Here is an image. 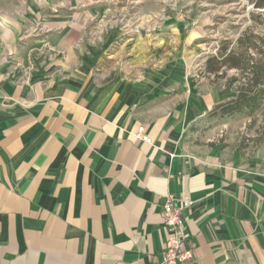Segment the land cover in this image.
<instances>
[{"label": "crops", "instance_id": "crops-1", "mask_svg": "<svg viewBox=\"0 0 264 264\" xmlns=\"http://www.w3.org/2000/svg\"><path fill=\"white\" fill-rule=\"evenodd\" d=\"M117 1L0 0V264H160L168 196L191 264H264V146L214 134L237 88L169 41L204 27L128 33Z\"/></svg>", "mask_w": 264, "mask_h": 264}, {"label": "rangeland", "instance_id": "rangeland-1", "mask_svg": "<svg viewBox=\"0 0 264 264\" xmlns=\"http://www.w3.org/2000/svg\"><path fill=\"white\" fill-rule=\"evenodd\" d=\"M117 2L123 3L121 9L117 4L119 9L113 10L107 21L116 22L117 28L125 32L127 30L128 33H133L141 23L146 32H159L163 27L162 20L167 17L185 24L189 27V31L196 25L204 27V34L196 43L192 44L191 40L187 39L189 46L183 40L184 34L176 42L173 38H169L170 44H174L171 46L176 56L175 60L183 58L187 60L189 75L196 82L200 79L214 78V81L228 85L234 77L242 79L245 74L242 70L224 67L218 75L209 73L207 61L216 56L219 48L226 43H230V49L239 53L237 42L241 37L246 40H253L255 37L264 39V9L254 7L255 2L264 3V0H149L147 3L118 0ZM251 54L255 63L264 62V46L261 52L252 50ZM213 128L214 134L221 135L227 140L234 139L242 146L255 151L259 145L264 146V108L254 117L236 114L217 120Z\"/></svg>", "mask_w": 264, "mask_h": 264}, {"label": "trees", "instance_id": "trees-1", "mask_svg": "<svg viewBox=\"0 0 264 264\" xmlns=\"http://www.w3.org/2000/svg\"><path fill=\"white\" fill-rule=\"evenodd\" d=\"M254 7L264 9V3L255 2ZM237 44L239 53L230 49V43H226L219 48L216 56L207 61L208 72L212 74L218 75L224 67L245 73L242 79L234 77L229 81L231 86L237 88V99L218 106L214 113L222 116L238 114L254 117L264 108V62L255 63L251 51L261 52L264 39L255 37L253 40H246L241 37Z\"/></svg>", "mask_w": 264, "mask_h": 264}, {"label": "built area", "instance_id": "built-area-1", "mask_svg": "<svg viewBox=\"0 0 264 264\" xmlns=\"http://www.w3.org/2000/svg\"><path fill=\"white\" fill-rule=\"evenodd\" d=\"M136 138L150 143L144 126L138 129ZM162 216L169 232L160 264H191L195 258V251L189 242V235L185 231L184 211L191 206L190 200L184 199L177 203L173 196H168L163 202Z\"/></svg>", "mask_w": 264, "mask_h": 264}]
</instances>
